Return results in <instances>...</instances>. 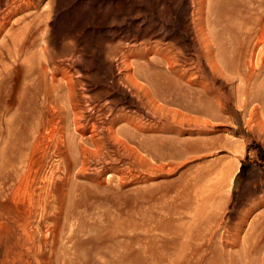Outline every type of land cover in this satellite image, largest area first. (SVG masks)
I'll return each mask as SVG.
<instances>
[{
    "label": "rangeland",
    "instance_id": "1",
    "mask_svg": "<svg viewBox=\"0 0 264 264\" xmlns=\"http://www.w3.org/2000/svg\"><path fill=\"white\" fill-rule=\"evenodd\" d=\"M1 1L0 19L9 9L5 1H2V4ZM54 1L57 4V0ZM73 1L63 0L65 3L62 2L58 6L62 11L59 16L55 3L53 7H49L47 0L40 1L37 8H29V11L23 10L10 15V20L14 21L23 14L35 10L50 14L45 20L43 17L37 18L36 23L39 26L30 37L31 39L36 37L37 40L26 51V57H30L32 65L37 66L36 71L40 69L38 72L41 73V68L46 65L44 76L46 82L38 85L40 76L37 78L36 74L32 75L33 81L31 79L30 82L33 85L37 84L39 88L49 86L50 67L67 68L69 70L67 75L73 81L72 92L67 97L73 99L78 106V113L82 115V124L88 126L87 123L94 121L101 125L100 138L106 139L104 126L108 117L105 116L106 112L101 110L97 113L99 117H96V120L88 108L93 104H103L111 97H117L114 105L117 110L121 109L127 113L134 111L132 115L141 117L143 122H149L150 118L143 111L137 110L135 105L127 101L128 88L121 85L114 84L110 89L112 92L104 97L100 95L92 103L85 101L86 95L82 94L89 96L100 88V84H91L88 80L97 72L99 66L94 61L87 66L83 60L90 59L95 46L101 48L105 41L113 43L118 41L123 45L139 42L140 39L133 41L129 37L131 28L137 23L142 24V27L166 23L175 29L180 28L177 25L180 22L173 9L178 0ZM191 5H193L192 1L186 0L182 26L189 28L193 35ZM233 23H242V19L235 18ZM60 25L62 27L58 30L57 27ZM53 31H56V34ZM157 38L153 36L150 40ZM162 42H170V38L164 37ZM43 48L51 52L48 64L44 61L47 57L42 52ZM102 50L106 51L105 48ZM20 57V60L14 62L13 57L2 58L1 70L5 79L0 81V110L5 108L7 113L2 114L0 118H7L15 112L16 105L13 99L19 94L16 77L21 69L32 68V65L29 66V61L21 62L25 55ZM75 58L79 62L71 63L70 61ZM87 75H89L88 79ZM117 75V71L114 70L112 77L117 78L119 76ZM40 81L42 82L41 79ZM80 87L82 90L79 89ZM230 88L232 89L231 86L227 87V93L231 95V104H234L237 92L232 91L234 93L231 94ZM122 90L127 91L123 93ZM252 91L258 95L253 102L258 105L256 110L259 113L261 107H264V89L255 85ZM56 95L54 91L50 92L53 100L48 107H43L48 111V115L42 122L38 118L40 114L38 111H35V118L29 119L28 123L20 121L19 126L30 125L36 129L32 140L33 148L27 150L23 156L17 155L16 160L9 162L7 154L0 152V165L3 164L0 173L4 174L0 177V247L4 254L3 264H251L255 254L260 258L263 257L264 254L261 255V252H264V247L258 253L244 251L237 245L227 249L220 246L210 247V245L197 246V249L186 247L182 245L185 238L179 235L178 223L182 220L183 229L194 232L195 229H191V226L194 227L202 214L218 210L220 212L218 222L227 223L228 230L233 237H236L241 220L247 218L248 214L254 216L255 213L264 211V123L262 122L264 113L250 118L247 111L244 112L240 107L235 106L231 109V115L224 113L222 118L212 119L213 127L202 135L195 136L196 139L202 137L203 141L207 142L206 145L201 144L198 151L189 153V157L184 164L176 168V172L173 171L166 177H153L145 167L132 164L130 159L128 161L117 154L119 151L121 153L117 148L116 155H112L113 170L107 168L108 164L103 166L91 158L86 163L80 164L83 147L91 146L90 138H86L89 132L87 129L85 133L76 131L74 126L72 127L69 114L67 117L59 115L60 102L55 99ZM30 98L29 93L23 95L24 102L18 116L26 115L31 110L33 112ZM10 101L13 102L9 104ZM81 104L88 111L84 106L81 107ZM250 105L248 108L251 107ZM35 107L39 108L37 101ZM124 125L123 121H119L115 127ZM149 134H151L149 130L139 131L134 141H129V144L135 146V140ZM118 136L123 137L120 133ZM6 137L5 133L0 134V146L6 141ZM139 152L146 154L142 150ZM89 160H92V164ZM215 182L217 186L214 185ZM174 187H177V190ZM179 193L186 197L190 204L189 206L188 202L185 204L187 205V208L184 207L185 211L184 208L176 206L179 203L176 201ZM44 194H48L49 197L46 198ZM209 196L212 200L207 202ZM203 198H205L204 202H202ZM175 202L177 203L174 204ZM2 205L8 209H2ZM250 216L248 218H251ZM175 218L177 221L174 220ZM187 225L189 227H186ZM201 230L202 226L199 228V231ZM220 230L221 228L218 227L217 231ZM202 234L204 238H218L208 229ZM173 235H176L175 238ZM15 237H18L15 249L21 254L11 257L9 246ZM25 253L27 255L24 258Z\"/></svg>",
    "mask_w": 264,
    "mask_h": 264
},
{
    "label": "bare ground",
    "instance_id": "2",
    "mask_svg": "<svg viewBox=\"0 0 264 264\" xmlns=\"http://www.w3.org/2000/svg\"><path fill=\"white\" fill-rule=\"evenodd\" d=\"M2 1H5L9 9L0 19V81L5 79L2 75L3 71L1 70L3 65L2 58L13 57L14 62L20 60V56L25 55L21 62L29 61V66L32 65V59L26 57V51L30 49L37 40L36 37L30 38L39 26L36 20L39 17H43L45 20L50 15L48 12H41L42 10L40 9L41 11L35 10L32 13L23 14L14 21H11L10 15L12 13H20L19 11L28 10L29 8H37V4L42 0ZM191 1L193 4L191 5L193 8V35H191L189 28L184 25L182 26V22L185 19L186 0H178L173 9L177 16V20L180 22L177 23L180 28L175 29L172 25L166 23L149 24L142 27V24L137 23L131 28L132 30L129 37L133 41H138L140 39L139 42H136V44L126 43L127 45H123L122 42L118 41L114 43L105 41L101 48L97 45L95 46L90 59L83 60L87 66L92 64L93 61L99 66L95 74L90 76V78L89 75L86 77L87 79L89 78L88 80L91 84H100V88L89 96H87V94H82L83 96L86 95L85 101L92 103V101L97 100L100 95L103 97L104 95H108L114 84L118 86L121 85L122 87L128 88L129 98L126 97L128 99L127 101L135 105L137 110L140 109L143 111V113L150 118L149 122H143L141 117L132 115L134 111L132 113H127L123 112L124 110L121 111V109L117 110L114 108L117 97H111L108 101L105 100L103 104H93L88 108L91 111V115L96 120V117H99V114H97L98 112L101 110L106 112L105 116L108 117V120L107 122L105 120V129L103 127L106 132V136H104L106 139L100 138L99 133L101 129L99 126L101 125H98L94 121L87 123L85 119L88 126H85V123L82 124V115L80 112L78 113V106H76L73 99H68L67 97L68 94H71V86L73 85V81L67 75L69 70L64 68V66L63 68H59L50 65L52 67L48 70V73H50V77L48 76L49 86H42V88H39L38 85L46 82V78L44 77L46 75V65L41 68V73L38 72L40 69L36 71L37 66L32 65V68L21 69V72L16 77V87L19 94L18 97L13 99L16 105L15 112L10 114L7 118H0V134L5 133L7 135L6 141L0 146V152L3 151L4 154H7V161L16 160L17 155L23 156L27 150L29 151L33 148L32 140L36 129L30 125L25 127L19 126L20 121L23 120L28 123L29 119L35 118V111H38L40 113L38 118L41 120L40 122H42L48 115V111L43 109V107H48L49 103L53 100L50 96L51 91H54V95L60 92V94H57L55 97L57 102H60L58 107L59 115L67 117V114H69L72 127L74 126L73 128H75L76 131L85 133L87 129L89 132L86 138H90L91 146L83 147L81 144L83 151L81 153L82 162H80V164L86 163V161L91 158L94 162L101 163L103 166L108 164V166L106 165L107 168L113 170L114 159L112 155H116L115 149L117 148L121 150V153L119 151L117 154L128 159V161L130 159L132 164L135 163L141 167H145L153 177H166L173 171L176 172V168L184 164V161L189 157V153L198 151L201 148V144L206 145L207 142H204L202 137L196 139L195 136L202 135L209 131L213 127V123L211 122L212 119H220L224 116V113L231 115V109L235 106L240 107L244 112L247 111L250 118H255L258 114L261 115L264 113V107H261L259 113L256 110L258 105L253 101L257 99L258 95L256 92L254 93V91H252L255 85L261 86L264 89V1ZM62 2L63 0H57L56 4L54 0H47L49 7H53L55 3L58 16L62 13L58 7ZM235 18L242 19V23H233ZM60 27L62 26L60 25L57 27L58 30ZM53 32L56 34V31ZM53 32L51 34H53ZM153 36L158 38L150 40ZM164 37H169L170 42H162ZM67 41H69V39ZM103 48H105L106 51L102 50ZM107 49H109V51ZM42 52L46 54L47 58L44 61L48 64L51 59V52L46 48H43ZM40 56V58H42V55ZM77 61L78 60L75 58L70 62L74 63ZM114 70H116L119 75H117V78L112 77V72ZM33 74H36L37 78L40 76L38 85H33L32 82H30L31 79L33 81ZM56 74L59 76H56ZM228 86L232 87V89L230 88L231 94L234 93L232 91L237 92V94L235 93L234 104L230 102L231 95L227 93ZM76 88L77 87H75V89ZM79 89L82 90L81 87ZM122 91L126 93L127 90ZM25 93L31 95L29 101L34 110L20 117L18 114L19 110L22 109L24 102L22 97ZM35 100L38 102V109L35 107ZM80 100L84 101V99L81 98ZM13 101H10L9 104ZM252 102L253 104H251ZM248 105L251 107L248 108ZM83 106L81 104V107ZM1 110H5V108ZM1 110L0 116L7 113V109L4 112ZM85 110H87V108ZM82 111H84V108ZM56 121L57 120H55V122ZM119 121H123L125 125L123 127H115ZM262 122L264 123V121ZM142 130H149L151 134L144 138L141 136L137 141L135 140V146L130 145L129 141H134L139 131ZM119 133L122 134L123 137L118 136ZM140 150L145 151L146 154H141L139 152ZM2 166L3 164L1 163L0 167L2 168ZM85 166L86 164L84 167ZM84 167L82 168L84 169ZM198 172L201 173V171H197V173ZM2 176H4V174L0 173V177ZM191 184L193 183L191 182ZM215 184L217 183L215 182L214 185ZM182 186L183 185H181V187ZM157 188H159V185ZM174 188L177 190V187ZM44 196L46 198L49 197L48 194H44ZM174 196H176V194ZM177 198L178 200L176 201H179V203L176 206L180 208L186 206L185 208H187V205H190L186 197L182 196L181 193L178 194ZM210 199L211 197L207 199V202H210ZM204 200L205 198H203L202 202H204ZM187 202L188 204L185 205ZM170 203L173 204V202ZM204 207L205 206H203V208ZM167 208L169 209L170 207ZM185 208L183 209L184 211ZM2 209L7 210L8 208L2 205ZM164 209L167 211L166 208ZM176 209L175 213L179 208ZM206 211L208 210H205V212ZM167 215H169V213H167ZM250 215L251 214H248V217ZM219 216L220 212L218 210L202 214L201 218L198 216L200 219L196 221L194 227L191 226V229H198L196 232L195 230L192 232V230L189 229V231H185L182 226L184 224L183 221L181 220L182 222L180 221V223L177 222L180 224L179 235L185 238H183L182 245L184 244L186 247L190 246L196 249L201 245H210V247L220 246L224 249L237 245L244 251L249 250L254 253H258L259 250L264 247L263 210L259 213H255L254 216H250L251 218L247 217L241 220L239 222L236 237H233L231 231L228 230L227 223L221 224L218 222ZM196 218L194 219L196 220ZM174 220H176V218ZM188 225L186 227H189ZM165 226L167 225L165 224ZM201 226L202 230L199 231ZM243 226H246V228L243 229ZM218 227L221 228L219 232L217 231ZM170 228H172V226ZM205 229H208L213 236L216 234L218 238H204L202 233ZM175 236L173 235L174 238ZM17 243L18 237H15L11 242V246H9L11 257L13 255L16 256V254H21L15 249ZM171 243H174V241H171ZM262 254H264V252H261V255ZM26 255L25 253L24 258ZM3 256L4 254L0 247V264L4 263ZM251 264H264V255L260 258L255 254Z\"/></svg>",
    "mask_w": 264,
    "mask_h": 264
},
{
    "label": "trees",
    "instance_id": "3",
    "mask_svg": "<svg viewBox=\"0 0 264 264\" xmlns=\"http://www.w3.org/2000/svg\"><path fill=\"white\" fill-rule=\"evenodd\" d=\"M240 171H241V167H240V169H239Z\"/></svg>",
    "mask_w": 264,
    "mask_h": 264
}]
</instances>
